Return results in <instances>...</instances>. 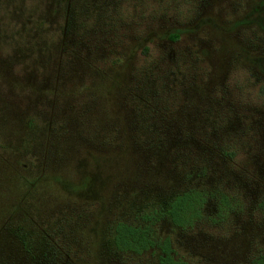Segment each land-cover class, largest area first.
Wrapping results in <instances>:
<instances>
[{"label": "rangeland", "instance_id": "374dc122", "mask_svg": "<svg viewBox=\"0 0 264 264\" xmlns=\"http://www.w3.org/2000/svg\"><path fill=\"white\" fill-rule=\"evenodd\" d=\"M187 187L174 256L264 254V0H0V264H156L112 226Z\"/></svg>", "mask_w": 264, "mask_h": 264}, {"label": "trees", "instance_id": "16d2710c", "mask_svg": "<svg viewBox=\"0 0 264 264\" xmlns=\"http://www.w3.org/2000/svg\"><path fill=\"white\" fill-rule=\"evenodd\" d=\"M205 199V192L187 187L152 206L137 208L134 212L135 222L118 220L113 224L112 243L118 248L130 249L135 253L150 249L156 253V264H186L171 253L167 237L160 238L152 226L161 218L167 219L175 226H191L200 217L201 205ZM216 203L217 209L212 216L219 218L223 216L221 211L227 210L228 203L224 196L218 197ZM247 264H264V254L259 253Z\"/></svg>", "mask_w": 264, "mask_h": 264}, {"label": "flooded vegetation", "instance_id": "af4514ba", "mask_svg": "<svg viewBox=\"0 0 264 264\" xmlns=\"http://www.w3.org/2000/svg\"><path fill=\"white\" fill-rule=\"evenodd\" d=\"M140 253V252H139Z\"/></svg>", "mask_w": 264, "mask_h": 264}]
</instances>
